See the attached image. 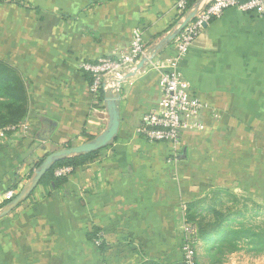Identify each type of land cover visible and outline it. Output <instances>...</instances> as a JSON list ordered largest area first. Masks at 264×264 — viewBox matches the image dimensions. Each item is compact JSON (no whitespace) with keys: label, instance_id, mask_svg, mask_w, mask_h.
<instances>
[{"label":"crops","instance_id":"0c3cea01","mask_svg":"<svg viewBox=\"0 0 264 264\" xmlns=\"http://www.w3.org/2000/svg\"><path fill=\"white\" fill-rule=\"evenodd\" d=\"M184 20L175 0H0V60L27 94V130L0 137V194L23 191L36 164L65 143L98 138L109 125V97L119 96L117 134L95 158L60 187L38 184L0 206V264H181L182 206L203 192L189 181L198 176L192 167L216 141L235 146L240 129L249 135L260 125L264 144V12L236 8L211 20L178 65L205 104L195 118L203 128L183 132L176 146L136 133L140 117L158 108L160 74ZM137 26L147 52L99 102L79 65L124 51Z\"/></svg>","mask_w":264,"mask_h":264},{"label":"built area","instance_id":"2783aa9c","mask_svg":"<svg viewBox=\"0 0 264 264\" xmlns=\"http://www.w3.org/2000/svg\"><path fill=\"white\" fill-rule=\"evenodd\" d=\"M179 21L191 13L188 10V0H175ZM228 8H236L241 12H264V0H211L203 7L197 8L192 16L174 35V53L166 60V67L160 74L161 96L156 111L144 113L139 120L136 133L150 142H168L176 146L180 143L181 135L187 130L203 128L195 118L202 112L205 104L190 91L189 82L182 76L178 65L182 56L189 50L194 40L203 28L213 19L220 17ZM185 13H187L185 15ZM147 52L142 30L134 27L131 38L124 51L115 56H102L94 61H82L80 69L90 77V91L116 93L124 75L136 67V64ZM159 67L160 62L154 63ZM27 125L23 122L0 126V137L8 133L25 132ZM70 167H59L54 175H67ZM17 192L7 189L0 194V203L12 201ZM183 236L180 245L181 264H197L196 246L198 243L196 226L187 220L186 205L182 206Z\"/></svg>","mask_w":264,"mask_h":264},{"label":"rangeland","instance_id":"374dc122","mask_svg":"<svg viewBox=\"0 0 264 264\" xmlns=\"http://www.w3.org/2000/svg\"><path fill=\"white\" fill-rule=\"evenodd\" d=\"M241 130L235 135L237 142L235 146H220L216 141L214 142L215 149L206 151L204 161H200L197 168L192 167L193 170H197L198 176L189 181L194 185L199 182L203 187L202 196L198 198L202 200V209L200 217L195 218L197 223L214 222L215 216L207 209L212 202L211 193L225 189L227 193H219L218 198L220 199L216 202V208L221 211V214L225 215L227 208H230V213H233L244 208V205L246 210L243 211V216L230 214L221 225H234L240 219H244L264 229V144L260 143L262 132L260 125L254 126L249 135ZM246 134L249 137L253 136L254 145L251 147V154L246 152L244 145ZM41 163L42 161L36 168ZM232 195L236 198H232ZM99 237V234L93 237L92 244L95 248H100L102 245ZM195 252L197 264H264V251L254 254L246 249L219 254L221 262H218L212 258L213 250L208 249V244L201 240L198 241Z\"/></svg>","mask_w":264,"mask_h":264},{"label":"trees","instance_id":"16d2710c","mask_svg":"<svg viewBox=\"0 0 264 264\" xmlns=\"http://www.w3.org/2000/svg\"><path fill=\"white\" fill-rule=\"evenodd\" d=\"M198 0H188V7L194 4ZM90 80V77H89ZM106 94L103 91L98 93V101H102ZM27 114V94L26 86L21 79L18 72L0 60V126L7 124H15L23 121ZM92 140L89 137L87 141ZM71 143L67 142L63 147H70ZM104 147L86 153H81L77 155H72L69 157H64L57 159L52 163V165L46 170L45 174L41 177L38 184H51L53 188H58L63 185L66 181V176H56L54 175V170L59 167H70L72 170L83 166L89 160L95 158L101 149ZM41 162V161H40ZM40 164L37 163L36 166ZM227 193V190H215L211 193V203L208 205L207 209L215 216L213 223L207 222H196L195 218L200 217L201 199H197L186 203L185 215L187 220L192 222L197 229L198 241H204L208 244V249L213 250L212 258L214 260L221 262L219 254H226L238 251L239 249H246L247 251L259 254L264 251V229L258 226L252 225L240 219L234 225L222 226L230 216V214L236 216H243L245 209L240 208L233 213H230V208H227V213L225 215L221 214L216 208V202L219 201V193ZM229 194V193H228ZM232 198L234 195H232ZM9 201H5L0 206L7 204ZM147 264V263H144ZM152 264V263H148Z\"/></svg>","mask_w":264,"mask_h":264},{"label":"water","instance_id":"95a60500","mask_svg":"<svg viewBox=\"0 0 264 264\" xmlns=\"http://www.w3.org/2000/svg\"><path fill=\"white\" fill-rule=\"evenodd\" d=\"M191 13H188L185 17V20L180 25L179 29L183 24L192 16ZM179 31V30H178ZM119 99V96L109 97L110 102V121L107 129L96 139L80 143L78 145H72L70 147H65L58 149L46 156L42 161L41 165L33 173L32 178L30 179L27 187L18 193L15 198L11 201V204L19 203L25 196L31 193V191L38 185L39 180L45 174L46 170L52 165L54 161L60 158L69 157L72 155H77L81 153L91 152L102 147H105L107 144L112 141V139L117 134L118 125H119V114L115 105V101Z\"/></svg>","mask_w":264,"mask_h":264}]
</instances>
